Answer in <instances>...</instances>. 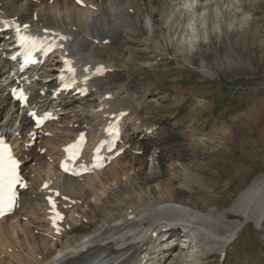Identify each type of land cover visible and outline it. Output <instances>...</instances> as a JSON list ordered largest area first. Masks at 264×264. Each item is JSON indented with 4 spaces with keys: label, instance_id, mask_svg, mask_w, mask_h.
Segmentation results:
<instances>
[{
    "label": "rangeland",
    "instance_id": "1",
    "mask_svg": "<svg viewBox=\"0 0 264 264\" xmlns=\"http://www.w3.org/2000/svg\"><path fill=\"white\" fill-rule=\"evenodd\" d=\"M2 2L8 7L12 0ZM100 3L105 4L106 12L100 13ZM191 3L197 4V11L204 5L205 13L188 36L182 33V25ZM96 4L98 7H89L85 23L67 28L74 34L68 49L77 62L102 61L112 67L114 70L108 77L95 81L92 89L108 90L117 96L113 99H129L138 107L136 116L150 121L156 130L150 137L138 135L139 140L128 141L142 154L134 155L128 149L120 157L119 165L127 170L129 179L121 177L117 184L108 179V184L103 185L109 198L107 207L96 209L86 202L93 208L89 218L82 220L84 231L89 227L86 240L96 242L103 231L123 223L128 209L136 215L142 213V217L150 209L155 212L162 205L159 201L170 197L163 188V183L171 178L170 172L175 175L172 197L177 196L205 212L212 208L215 217L221 218L245 189L264 178V0H100ZM11 9L15 11L16 7ZM65 12L66 9L56 12L58 22ZM233 17L239 19V26L237 21H231ZM111 24L120 25L119 35L101 31ZM101 39H111V45L100 47ZM124 83L130 87L122 86ZM65 102L60 120L48 124L50 135L40 138L38 145L22 154L26 172L36 170L41 162L53 164L49 145L58 144L62 139H58L60 131L72 122L83 121L85 101L68 99ZM22 116L6 109L1 116V129L14 131L21 126ZM78 116L80 120H76ZM91 123L93 127L95 122ZM130 130L127 125L125 135ZM42 144H46L42 147L44 152L39 150ZM153 151L159 172L164 175L147 185V175H144L147 168L139 165H149L148 156ZM77 184L76 196L87 198L84 182L83 186ZM97 184L94 188L101 197L97 191L101 187ZM38 185L39 182L33 189ZM118 186L125 190H119ZM85 207L78 206L77 210L87 217ZM40 208L36 209L37 219L29 225L32 241L42 239L45 232V228L38 227L43 225ZM228 217L236 219L233 214ZM220 222L210 223L223 225ZM243 223L246 226L225 250L222 260L218 250L206 253L202 248L201 264H264L262 229L252 222L242 220ZM82 233H74L59 244H49V254L39 255L40 260L61 258L76 243L84 242ZM17 246L10 253L25 251L24 245ZM3 258L0 264H7L8 255Z\"/></svg>",
    "mask_w": 264,
    "mask_h": 264
},
{
    "label": "bare ground",
    "instance_id": "2",
    "mask_svg": "<svg viewBox=\"0 0 264 264\" xmlns=\"http://www.w3.org/2000/svg\"><path fill=\"white\" fill-rule=\"evenodd\" d=\"M2 1L4 0H0V2ZM82 2L86 6L94 3L93 0H82ZM192 3L188 6L186 5L187 8L185 13L187 17L184 21V24L182 25V33L188 36L191 35L193 26L196 24V21L198 22L199 19H201V16L205 13V8L203 7L204 5L200 6L199 9H201V11H197ZM12 7H16V10L13 11L11 9ZM9 8L11 10H9ZM61 9H66L64 18L62 19V23L66 26L85 23L87 20V14L89 13L83 8H78V6L72 0H35V3L28 0H12V3L8 7L3 5L2 2V6L0 7V18H16L17 22L21 24L28 23L34 29H46L47 31L44 32V34L52 35L51 32H61V30H59V22L56 16V12ZM101 12H106V8L103 4H101ZM231 21H237L238 26L240 24L239 19L236 17H233ZM119 27L120 25L118 24H111L106 30L102 28L101 31L104 34L108 33L110 35H119ZM62 32L66 34L65 31ZM187 41L189 40L187 39ZM62 57L64 56H61V58ZM91 70L92 66H90L88 72H83L84 76H81V82L83 77L89 78L92 76ZM116 80H118L117 77ZM86 85V90L90 91L88 84ZM54 86L55 82L51 81L47 87L51 89ZM122 86L126 87L127 89L130 87L125 83L122 84ZM44 87L45 86L42 85L41 89L43 90ZM47 94L50 96L51 92L47 91ZM105 94H107V90L95 91L93 93H90L88 95V99L85 100V109L83 110L84 115L81 118V120L83 121H81L79 124L77 122H73V124H78L75 129L66 128L67 130L63 131L60 135V138L62 139L59 138V143L56 145L53 144L54 146L49 145L51 147L49 148L52 149L53 152L56 151V153H58V159L60 156L62 145L69 142V140L73 141L76 138L78 132L83 130L82 125L84 123L87 127V132L85 135V138L87 139L85 151L89 152L104 137L103 131L107 124L111 128L113 125H116L118 127V132L123 133L126 123H132V134L140 133L143 137L148 136L147 134L149 133L153 134V131L155 130L153 124H151V122L148 120H142L136 116V113L138 112L137 105L135 107L134 103L129 102L128 99H113L114 96L112 95L108 98H104ZM36 97H38V95ZM4 99L5 98L0 100V112L1 108L3 107ZM91 102H94V104ZM122 112H126L127 116L129 115V117H122L118 123H114L115 118H117ZM90 120L95 122L93 127L89 124ZM22 124L24 128H27L30 125V121L26 118L24 123L22 120ZM200 140L204 141L203 138H200ZM123 147L124 146H117L116 149ZM206 147L207 146L205 144V148ZM205 148L204 151L206 152L207 149L205 150ZM119 161L120 160L113 162L112 166H110V168H108V170L103 173L93 174L82 179L85 187L88 188L89 191H91H84L87 197L86 199L88 200V204L91 203V205H94L96 209H99L100 206H106L109 200V198L105 196L106 190L103 187L105 183L108 184V179H113L114 183L116 184L117 182H119V179L121 177H123V179L125 180L129 179L127 170H124L125 168L119 165ZM155 161V152H153L151 153L148 161L149 165H146V163H140L139 165L147 168L148 172L147 174H144L147 175L145 179V183L147 185L156 181L161 174L164 175L163 172H159L160 170L157 166L154 167L153 164L157 165ZM58 162L59 160L54 161L53 165L46 164V162L39 163V174H37V178H34L35 176L31 175L29 180L36 183L41 181L40 186L41 184L43 185L44 183H47L49 184L48 189H56L63 193L65 191L69 195L73 196L76 193L74 189L75 182L77 184V182L79 181L69 178H62L57 171ZM198 167H200V164H198ZM210 170L211 169H209V171ZM184 172L186 173V170H184ZM169 174L171 178L163 183V188L164 190H166V192H168L170 197H164V199L161 198L162 200L160 201H162L163 203H160V201L159 203L157 202L158 204L162 205L156 208L155 212H152L150 208H147L150 209L149 211L151 212L145 211L146 213L143 214L145 215L143 217L141 215L142 213L138 214V212L137 217L139 218L137 219L139 220L137 222L135 219H128L120 227L113 228L111 232L113 233V235H115L114 233L117 234V239L113 238L112 235H107L98 242L90 243L86 240L87 235H83L82 238H85L86 241L84 240V242L80 244L76 243L73 247L70 246L72 249L63 254L61 258L52 260L47 264H72L80 259H83L85 256L93 257L105 251L109 252V255H111L112 257L107 264H201V257L199 254L204 253L202 248H205L206 253L215 250L223 253L238 235L240 230L237 231V229L242 225V220L247 223L252 222L256 228L262 229L261 219L264 216V178L256 183H253L252 186L245 189L240 194L238 199L234 202L232 207L223 212V214L221 213V218H218L215 217L214 209L212 208L205 212L197 208V206L195 205L190 206L191 204L189 202H182L179 198H177V196L172 197V181L175 180L173 179L175 178V175L172 172H170ZM60 178H62L61 184L59 183ZM199 181L201 180L199 179ZM96 183H98L97 186L99 185L101 187L99 188V190H97L100 192L101 197H99L94 188ZM118 189L125 190L123 186H118ZM80 192L82 193V190ZM47 196H52V194L43 193L38 190V188L34 190L32 189L31 191L21 192L19 198V210L13 217L7 219L6 221H4V223H0V253L2 255L0 256V259L1 257L3 258L5 254H7L9 257L8 262H6L7 264H12L13 262H17L19 264H43L40 260L39 255L43 256L49 254V251H47V247L49 244H51V242L53 244V241L59 242L61 239H67L70 235L77 232L85 233L84 227L81 225V221L84 218H87L88 215L86 217L77 209L70 210L71 206L70 202H68L63 203V205H67V208L69 209L68 218L70 220V223L68 224V227L65 231H62V226H60L58 235L61 234V237H56L54 235L53 229H51L50 220L48 219V206L45 200ZM88 204L86 203V206H89ZM38 207L42 208L43 216L40 222L42 221L44 223L46 231L44 232V236H42V239L39 238L36 239V241H32L33 239L30 234L29 225L35 219H37L36 209ZM162 213H164L165 215H170L174 219H165L162 216ZM228 214L235 215L236 219L230 220ZM95 216L100 215L95 214ZM23 220L25 222H23ZM174 220L187 222L188 228H186V236H182V238H180L175 234H172L169 239L164 240L167 234H170V232L173 233L175 231L173 224ZM215 221H221L222 223H224L220 226L210 223ZM64 223L65 222H63V224ZM244 226L245 225L243 223L242 228ZM221 230L223 231V234L220 233ZM105 232L108 233L109 231L105 230ZM128 233L131 234L129 237L127 236ZM179 238L185 240L186 247L174 245V240ZM28 241L30 242L28 243ZM36 242H38L37 246ZM21 244L22 246L24 245L23 250L25 251H23V253L9 252V254L7 252L11 249L15 251L14 245L17 246ZM39 251L42 254H39ZM32 261L33 263H31Z\"/></svg>",
    "mask_w": 264,
    "mask_h": 264
},
{
    "label": "snow or ice",
    "instance_id": "3",
    "mask_svg": "<svg viewBox=\"0 0 264 264\" xmlns=\"http://www.w3.org/2000/svg\"><path fill=\"white\" fill-rule=\"evenodd\" d=\"M77 2L81 3L82 0H77ZM23 27H24V29H27L28 25H24ZM17 33H18V39H19V42L21 43V45L25 44L26 42H31L35 46V43H36L35 39L26 37L24 35H21L19 26L17 27ZM61 39H64V37H61ZM69 70L70 71H74V69H69ZM20 98L21 99H26V97L23 95V93H21V97ZM32 115L35 116L34 113ZM47 118H48L47 116H45V117H37L36 118L37 126L39 127L40 124L43 122V120L47 119ZM84 142H85L84 135L81 134L80 140L78 141L77 144L70 146L68 149H65L66 151L70 152L69 159H75L79 155V152L82 149V146H83ZM72 149H75V151H72ZM96 152H97V154H99L100 147L96 148ZM99 158H100L99 155H97L96 159H99ZM9 163H10L11 167L9 169H7L6 179H7V188H8L9 191H11L13 185L15 183L19 182V178L15 174V169H16V166H17L16 165V161L12 160V159H9ZM61 166L64 168V170L66 172L69 171V169H68L66 164H62ZM45 187H47V185H45ZM56 195L58 196L59 193H56ZM14 198H15V193H12V196L9 198L8 202L12 203ZM48 202H49V204L51 206L50 210L53 213L51 219H52L53 225L55 226L58 220H62L63 219V216L61 215V213L59 211H57L56 203H55V201L53 200L52 197L48 198ZM57 230H59V229H57Z\"/></svg>",
    "mask_w": 264,
    "mask_h": 264
},
{
    "label": "water",
    "instance_id": "4",
    "mask_svg": "<svg viewBox=\"0 0 264 264\" xmlns=\"http://www.w3.org/2000/svg\"><path fill=\"white\" fill-rule=\"evenodd\" d=\"M264 218V217H263ZM263 218H262V220H263Z\"/></svg>",
    "mask_w": 264,
    "mask_h": 264
}]
</instances>
